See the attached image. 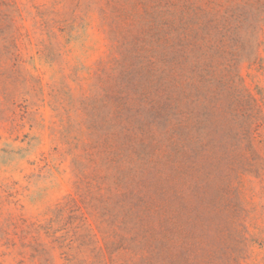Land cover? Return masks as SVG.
<instances>
[{"label":"rangeland","instance_id":"374dc122","mask_svg":"<svg viewBox=\"0 0 264 264\" xmlns=\"http://www.w3.org/2000/svg\"><path fill=\"white\" fill-rule=\"evenodd\" d=\"M0 264H264V0H0Z\"/></svg>","mask_w":264,"mask_h":264}]
</instances>
